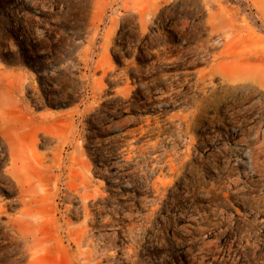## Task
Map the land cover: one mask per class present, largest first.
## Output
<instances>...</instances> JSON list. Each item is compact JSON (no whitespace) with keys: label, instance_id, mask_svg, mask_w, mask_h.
Instances as JSON below:
<instances>
[{"label":"rangeland","instance_id":"obj_1","mask_svg":"<svg viewBox=\"0 0 264 264\" xmlns=\"http://www.w3.org/2000/svg\"><path fill=\"white\" fill-rule=\"evenodd\" d=\"M0 264H264V0H0Z\"/></svg>","mask_w":264,"mask_h":264},{"label":"bare ground","instance_id":"obj_2","mask_svg":"<svg viewBox=\"0 0 264 264\" xmlns=\"http://www.w3.org/2000/svg\"><path fill=\"white\" fill-rule=\"evenodd\" d=\"M20 108V107H19ZM193 223V222H192ZM186 224H189L188 222L186 223ZM199 225V224H198ZM182 226V225H181ZM201 226V225H200ZM185 227V226H184ZM182 228V227H181ZM198 228V227H197ZM78 236V235H77ZM215 242V241H214ZM210 243V242H209ZM213 244V243H212ZM206 245H207V243H206ZM204 246H205V244H204Z\"/></svg>","mask_w":264,"mask_h":264}]
</instances>
